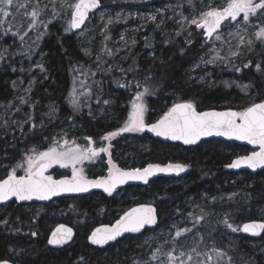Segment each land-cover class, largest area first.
Listing matches in <instances>:
<instances>
[{
    "label": "trees",
    "instance_id": "trees-1",
    "mask_svg": "<svg viewBox=\"0 0 264 264\" xmlns=\"http://www.w3.org/2000/svg\"><path fill=\"white\" fill-rule=\"evenodd\" d=\"M140 1L158 7L173 5L172 13L190 18L188 10L197 13L204 0H193L192 5L187 0ZM101 2L100 10L110 7L108 0ZM130 3L133 1L121 0L116 5L123 7ZM181 4L182 7H177ZM94 17L95 14L90 19ZM65 29L69 30L66 32ZM48 30L33 48L30 59L22 53L36 38V32H29L25 37L28 44L24 45L11 34L0 36V52L7 49L4 52L6 59L0 61V113L4 107L15 105L17 90L23 89L27 83L32 85L27 95L30 99L25 101L20 116L13 117L27 122L22 132L18 133L16 126L12 125V130L16 131L11 133V129L6 130L0 120V180L25 154L33 149H49L62 139H75L88 147H101L105 135L121 129L126 123L137 91L132 85L148 73L153 74L157 83L155 95L145 97L148 124L158 120L177 102L191 101L199 112L241 111L253 103L264 102V71L255 67L256 64L264 67V44L258 41L251 48L245 47L227 67L211 68L212 75L205 83H197L196 79H191V70L210 46L201 47L198 35L189 37L192 43H187L183 36L177 37L174 23H150L141 34L129 36L122 43L117 41L119 28H109L103 35H98L90 47L98 56V60L93 61L86 55L88 49L75 36L77 33H73L66 23L49 25ZM36 59H40L43 71L34 64ZM249 61L251 66L244 67ZM18 63L23 64V70L10 72L9 68ZM120 84L128 86L121 88ZM243 85L249 87L243 89ZM74 89L82 103L86 97L80 93L91 91L87 104L79 110L71 103ZM97 99L101 101L99 104ZM103 100H108L109 104L104 105ZM31 124L36 126L32 128ZM246 151V147L215 139L185 147L164 143L142 132L117 135L112 156L121 169L181 164L188 166V171L172 181L162 178L144 187H125L112 196L92 193L60 198L47 204H23L21 207L10 203L8 207L3 206L0 218L11 223L8 227L0 224V258L11 257L22 264H77L81 256L89 264H133L132 257L138 255L140 257L136 259H147L149 248H136L132 243L152 231L127 236L106 249L90 246L88 237L95 227L114 222L120 214L138 204L155 205L160 214V226L169 223L177 209L191 207L190 204L199 199V194L214 196L238 188L241 184L233 180L237 174L228 172L226 165ZM103 161L104 157H97L88 163L89 179L101 177L103 173H93V170L102 169ZM241 174L247 178L244 189L249 191L245 197L248 201L219 208L231 211L235 226L240 228L246 222L264 221L260 218L264 211V171L255 175ZM169 182L174 186L168 187ZM60 224L72 227L76 236L69 246L55 250L47 245V239ZM16 228L20 231H15ZM31 231H37L39 235L30 238ZM236 236L235 251L230 252L235 264H259L257 250L264 247V234L249 238L238 232ZM250 242H261V246L253 250L248 245ZM21 248L27 249L28 255L18 256L12 251ZM116 249L118 254L102 261L103 253Z\"/></svg>",
    "mask_w": 264,
    "mask_h": 264
},
{
    "label": "snow or ice",
    "instance_id": "snow-or-ice-1",
    "mask_svg": "<svg viewBox=\"0 0 264 264\" xmlns=\"http://www.w3.org/2000/svg\"><path fill=\"white\" fill-rule=\"evenodd\" d=\"M187 3L192 5L193 0H187ZM65 6H68L67 0H60L59 7ZM182 6V4L177 5V7ZM166 7H171V5ZM99 8H101V0H79L78 3L74 4L70 29H80L88 19V12ZM158 13L162 15L163 10H158ZM241 13L243 14L242 22L237 21ZM60 15L57 0H49L48 3H42V0H0V36L11 34L12 37H18L21 44L24 45L28 44L25 37H28L29 32L35 31L36 38L31 41V44H28L27 51L22 53V55L30 59L33 48L37 46V42L44 35V31H41V28L47 30L48 25ZM250 17H255L258 21L264 19V0H258V2L256 0H232L223 11L208 10L201 13L199 18L195 16L189 18L180 14V20L177 22L181 24V29L191 25L204 29L205 31L202 35H205L206 38H212L213 33H217V30L225 20L242 23L246 30V27L250 24ZM17 18L20 19L17 20ZM25 18L26 23L24 22ZM150 19L156 21L157 16L151 15ZM112 22V18L109 17L107 23L111 24ZM256 27L259 30L254 32V40L248 39L245 41L244 36H238L236 49L230 50L232 57L239 56L241 54L240 49L245 46L253 47L256 41L264 44V26L257 25ZM68 30L65 29L66 32ZM177 35H179V32H177ZM230 35L232 34L230 33ZM29 39L31 40V37ZM216 39L221 40V36L217 34ZM6 51L7 49L0 52V61L6 59L4 55ZM217 59L229 58L220 57L217 51V54L211 60L204 62L215 63ZM229 62H231L230 59ZM251 63L249 61L244 67H250ZM37 66L42 71L44 70L43 65ZM255 67L258 71H264V67L261 64H256ZM15 70L13 69V71ZM236 70L239 71L240 69L237 68ZM92 75H95V73H92ZM119 86L124 88L128 85L120 84ZM132 86L137 91L127 124L119 129L118 132L108 133L103 137V140L110 141L122 132L139 133L145 130L154 133L157 137L182 141L185 145H195L204 137H226L228 139L247 141L249 144L259 145L260 148L259 152H253L250 156L234 160L227 165L228 168L239 169L242 165H246L253 170L258 167L264 168V102L253 103L243 111L224 112H198L191 101L177 102L164 112L155 123L148 125L144 119L147 111L145 97L155 95L157 91L155 78L151 73L145 74L142 79L135 80ZM241 87L247 89L249 85ZM80 95L86 97L83 103L75 89L71 94V103L76 110H79L83 104H87V98L91 96V91L80 93ZM22 102H24L23 99ZM96 102L99 104L101 101L97 99ZM103 104L108 105L109 101L103 100ZM30 126L34 128L36 125L31 124ZM32 151L35 152V155H28L24 162L17 163L15 167L11 168L6 179L0 180V205L8 207L10 206L8 204L9 201L18 204L20 202L49 201L53 197L64 193H87L90 189H102L108 196H112L120 185L129 181H141L144 184H148L150 177L157 173H174L178 176L186 171V166L181 164H169L166 167L149 165L142 169L137 168L125 171L118 168L109 159L107 177L89 180L82 174V171L77 170V165L85 160L91 161L94 157L100 156L101 153L108 151L107 148L101 146L87 149L74 148L66 151L52 147L43 152H36L35 149ZM57 164L62 168L72 167V180H54L52 176L45 175V172L50 167ZM18 169H23L24 175H17ZM235 195L234 193L233 196L228 197V200L232 201ZM204 199L207 201L208 197L205 196ZM216 199V197H211L213 202ZM20 206L23 207V204ZM196 207L200 208L198 214H194V211L187 212V223H190L191 227L176 228L175 224H173L171 227L176 228L174 234L171 228L167 233L168 236H171V239H164L161 244L154 248L149 241H145V245L149 246L148 258H133V264H234V259L229 251L217 249L214 240L209 251L203 253L199 251L200 244L204 243V236L200 228L201 222L205 219H215V226L209 234L212 237L220 235L231 240L233 239L231 234L238 232L250 234L254 237L261 236V233H264V223H246L240 228L235 226L231 211L222 209L218 212L214 204L211 210H205L200 205ZM179 213L180 210L177 209V214ZM158 217L157 207L142 205L132 208L131 211L126 212L117 220L114 226L97 228L92 231L88 240L91 245L104 249L107 245L114 242L118 243L120 238L124 237L126 233H142L145 229L155 230L158 226ZM10 223L8 219L0 218V224L5 227H8ZM15 231L19 232L20 229L16 228ZM189 234L192 235L196 243L195 246L190 247L185 252L183 245L186 240L182 238L187 237ZM38 235L37 231L30 232V238ZM160 235L163 236L165 234L161 233ZM72 236L73 231L71 228L60 226L47 239V245L53 248L62 247L71 241ZM228 247L231 251H235L234 244H229ZM178 248L180 251L177 255ZM12 251L18 256L28 255L27 249L21 248L19 251L12 249ZM0 264H22V262L9 257L8 259L0 258ZM77 264H89V262L81 256Z\"/></svg>",
    "mask_w": 264,
    "mask_h": 264
},
{
    "label": "rangeland",
    "instance_id": "rangeland-1",
    "mask_svg": "<svg viewBox=\"0 0 264 264\" xmlns=\"http://www.w3.org/2000/svg\"><path fill=\"white\" fill-rule=\"evenodd\" d=\"M78 1L79 0H67L68 6L59 7L60 0H57V6L59 8L61 15L59 17H57L55 20H53V22L49 25L58 24V23L61 25L64 22V23H66L67 27L70 28L69 26H70L71 14H72L73 9H74V4L77 3ZM131 1H133V3H130L126 6L120 7L121 4L120 5H116V4L121 2V0H108L110 7L107 6L105 9L99 10L97 12V14H95V17L93 19H89V21L85 24L84 28L75 35L81 41V43H83L84 47L88 49V51L86 50L87 51L86 55L88 56V58L90 60H92V61L98 60V56H97L96 52L93 51L90 47L93 45L97 36L103 35L104 32L109 28H116V29L119 28V30H117V33H116L117 35H119L117 41L119 43H122V42H125L129 36L141 34L143 32V29L147 25H149L150 23H155L158 21H162L165 24L174 23L175 27L177 29L176 30V36L177 37L183 36L184 40L187 43H192V41L189 40V37L190 36L195 37L198 35V37L201 41V47H204L206 45L210 46V48L207 49L200 56L199 60L193 65V69L191 70V74H192L191 79H196L197 83H205L206 78L209 77L210 75H212L211 74L212 70H210L211 68L212 69H213V67L225 68L236 60V58L238 56L232 57L230 50L236 49L237 42H238V36H240V35L244 36L245 41H247L248 39L254 40L255 39L254 32L259 30V28L256 26L257 25L264 26V19L258 21L255 17H250V24L246 27V30H245L242 23H237V21L242 22L243 14L241 13V15L237 18V21H231L230 22V20H225L224 23L221 25V27L217 30V33L214 34L212 39L208 40V38H206L205 35H202V33L205 30L196 28L195 25L185 26L183 29H181V24L177 22L180 20L179 15L177 13H172L174 11L173 5H171V7H166L167 5L158 7V6H150V4H145V2L142 3V1H140V0H131ZM48 2H49V0H42V3H48ZM231 2H232V0H204L201 3L200 9L198 10L197 13H195V12L193 13L191 10H188V12L190 13V18L192 16L199 18L201 13L206 12L208 10L215 9V10L223 11L228 6V4ZM256 2H258V0H256ZM50 7H51V5H50ZM158 10H163V14L162 15L159 14ZM151 15L157 16L156 21H153L150 19ZM109 17H111L112 21H113L111 24L107 23V20ZM117 17H119V19H117ZM19 19L20 18H17V20H19ZM24 22L25 23L27 22L26 18H25ZM193 28L195 30H193ZM47 30H48V28H47ZM41 31H44V34H45L44 29L41 28ZM48 32H49V30H48ZM177 32H179V35H177ZM230 33L232 35H230ZM217 34H219L221 36V40L216 39ZM122 37H123V39H122ZM229 41H230V43H229ZM245 47H247V46H245ZM245 47L240 49L241 53ZM217 51L219 52L220 57H228L231 60V62H229V59H217L215 63H205L204 62L206 60H211L212 57L217 54ZM34 64L39 65L40 59H36ZM23 68H24L23 64L18 63L17 66L10 67L9 71L10 72H21L23 70ZM13 69H16V70L13 71ZM24 86L25 87L23 89L17 90L18 97H17V100L15 99L16 100L15 105L14 106L10 105V106L4 107L2 112L0 113V120L2 121L3 127L6 130L11 129V133H14L16 130L18 133H21L24 125H26V123H27L24 120L13 118V117H17V115L20 116L21 110L25 106V101L30 99V95L29 96H27V95L30 92V90L32 89L31 88L32 85L30 83H27ZM22 99L24 102H22ZM134 100H135V94H134V97L132 99V103L130 105L129 117H130V114L132 112V105H133ZM145 100H146V98H145ZM145 104H146V101H145ZM17 109H19V110H17ZM146 109H147V107H146ZM241 111H243V110H241ZM147 114H148V111L145 112V116H144L146 124H148L147 123ZM129 117H128V119H129ZM128 119H127L126 123L124 124V126L127 124ZM12 125L16 126V130H12ZM118 131L119 130H117L115 132H118ZM132 133H136V132H132ZM132 133L122 132L119 135L132 134ZM116 139H117V136H115L110 141L103 140V142L101 143V146L107 148L108 151L105 153H101V155L98 156V157H104L103 168L102 169L94 168V170H93V173H97V174L103 173L100 178L107 177V175H108V168H109L108 160L109 159H111L112 162L118 168L121 169L118 162L115 160L116 158L114 156H112V154H113V143H114V141H116ZM52 147H57L58 150H66V151L74 149V148H77V149L95 148V147H88L87 144L84 145L79 140H75V139H73V140L62 139V140L58 141L56 144H54ZM47 150L48 149L43 150V151H47ZM43 151H36V152H43ZM249 152L250 151H246V152L242 153L241 155H246ZM28 155H35V152L25 154V156L22 158V160L19 162H16V164L24 162ZM96 158L97 157H94L91 161L85 160L81 164L77 165V170L82 171V174L87 179H89L88 178V170H89L88 169L89 168L88 163L92 162ZM16 164H15V166H16ZM121 170H125V169H121ZM10 171L11 170L7 171L3 177L6 178L7 175L10 173ZM187 171H188V166H186V171L181 173V175H184ZM49 174L54 178H65L67 180H72V178H73V171H72L71 166H69L67 168H62L58 164L53 165L52 167L49 168ZM17 175H24L23 169H18ZM242 175L243 174L238 173L236 175V177H234V179H233L235 181V183L241 184V186H238V188L232 189V190L227 191V192H220L214 196H210L209 194H206V193L199 194V199H196L194 201V204H190L191 207L187 206L186 209L180 210L179 214H177V211H174L173 219L170 220L169 223L168 222L164 223L163 225L158 226V228H156L155 230H149L152 232H150L148 235L143 236L139 240L135 239L132 244L136 248H143V247L149 248L148 245H145V243H144L145 241H149V243L153 247H155V246H158L159 244H161L164 239H166V238L171 239V236L167 235L170 228L174 234L176 228L191 227V224L187 223V212L188 211H194V214H198L200 211V208H197L196 207L197 205H200L201 207L205 208V210H211V208L214 204L216 211L219 212L222 210V209L221 210L219 209L221 206L232 205V204H235L237 202H241V201L243 202V200L248 201L245 197H248L247 195H249V191H246L244 189V187L247 185V184H245L244 180L245 179L247 180V178L245 176H242ZM89 180H91V179H89ZM172 186H174V183L169 182L168 187H172ZM234 193L236 194L234 199L232 201H229L228 197L233 196ZM205 196L208 197L207 201L204 199ZM211 197H216L217 198L216 201L213 202L211 200ZM263 213H264V211L262 212V214ZM262 214L260 215V218L263 220L264 216ZM173 224H175L176 228L171 227ZM214 226H215V219H212V220L205 219L204 221L201 222L200 231L203 233L204 243L200 244L199 251L201 253H203L205 251H209L212 248L213 240H214L215 246L217 249H224L225 251H229V253L233 252L229 249L228 245L234 244L236 246V244H237L236 234H238V233L231 234V236L233 237V239H231V240L228 238H224L220 235H216L215 237H212L209 234L213 231ZM221 231H223V229H221ZM161 233H164L165 235L162 236V235H160ZM182 239L186 240V243L183 245V250L185 252H187L190 247L195 246L196 241L193 239L191 234H189L187 237L182 238ZM248 245H249V247H251V249L254 250V249H257L258 247L261 246V242H250V243H248ZM179 251H180V249L178 248L177 253H176L177 255H178ZM257 251H258L257 254L260 256L259 264H264V247H262L261 249H258ZM114 253L118 254V250L116 249V250H112V251L103 253V256H102L103 260L102 261L106 262L107 259L110 260L112 257V254H114ZM144 255L145 254H142V256H144ZM213 256H214V253H213ZM139 257H140V255L135 256V257L133 256L132 259L133 258H139ZM116 264H121V263H116ZM234 264H235V261H234Z\"/></svg>",
    "mask_w": 264,
    "mask_h": 264
},
{
    "label": "water",
    "instance_id": "water-1",
    "mask_svg": "<svg viewBox=\"0 0 264 264\" xmlns=\"http://www.w3.org/2000/svg\"><path fill=\"white\" fill-rule=\"evenodd\" d=\"M78 2H79V1H78ZM78 2H77V3H78ZM101 7H102V3H101ZM100 9H101V8L90 10V11L88 12V19L85 21V24H86V22L89 20L90 16H91L92 14L97 13ZM73 12H74V9H73ZM73 12H72V13H73ZM71 19H72V14H71ZM70 23H71V21H70ZM223 23H224V22H223ZM223 23H222V24H223ZM85 24L82 25L80 29H71L72 32H73V33H77V32H79V31L85 26ZM222 24H221V25H222ZM214 34H215V33H213V36H214ZM213 36H212V37H213ZM210 39H212V38H208V40H210ZM196 110H197V109H196ZM197 111H198V110H197ZM209 111L224 112V111H236V110L228 109V110H223V111H220V110H209ZM198 112H199V111H198ZM204 112H205V111H204ZM156 121H157V120H156ZM156 121H155V122H156ZM155 122H153V123H155ZM151 124H152V123H151ZM148 125H150V124H148ZM143 133H146V134H148L150 137H152L153 139H156V140L162 141V142H164V143L181 144V145L186 146V147H194V146H197V145L201 144V143L204 142V141H208V140L216 139V140H220V141H224V142L235 143V144H237V145H239V146L246 147L247 149H249V150L251 151V152H249L248 154H246V155H244V156H241V157H238V158H242V157L250 156L253 152H259V151H260L259 145H252V144H249L247 141H240V140H235V139H228V138H226V137H216V136H212V137H204V138H201V140L198 141V143L195 144V145H185V144H183L182 141H173V140H170V139H165V138H163V137H157V136L154 135V133L148 132L147 130H145ZM238 158H236V159H238ZM236 159H234V160H236ZM234 160H233V161H234ZM233 161H232V162H233ZM232 162H231V163H232ZM159 166H161V167H166L167 165H159ZM147 167H148V166H147ZM134 169H137V168H134ZM141 169H142V168H141ZM129 170H133V169H128V170H125V171H129ZM261 171H264V168H259V167H258V168H256L255 170H253V169H251V168H248L246 165H242L239 169H231V168H228V172H230V173H234V174L241 173V172H248V173H250V174H252V175H255V174H257L258 172H261ZM45 175H50V174H49V169L45 172ZM176 176H177V175H175L174 173H172V174H168V173H157L156 175L150 177V179H149V183L152 182V181H154V180H156V179H159V178H172V177H176ZM6 178H7V177H6ZM6 178H4V179H6ZM52 178H53L54 180H67V179H65V178H58V179H56V178H54V177H52ZM149 183H148V184H149ZM148 184H144V183L141 182V181H129V182L126 183V184L120 185V186L117 188L116 191H118V190H120V189H122V188L128 187V186H146V185H148ZM92 193H102V194H106V193L103 192L102 189H90L87 193H64V194H61L60 196L53 197V198H52L51 200H49V201L20 202L19 205H21V204L26 205V204H32V203H35V204H47V203H50V202H52V201H54V200H56V199H60V198H66V197H80V196H86V195H89V194H92ZM10 203H15V202L9 201L8 204H10ZM16 204H18V203H16ZM142 205H151V204H138V205H135V206L129 208L127 211H125V212H124L120 217H118L114 222H112V223H110V224L99 225V226H97L96 228H94L92 231H94V230L97 229V228H105V227H112V226H114L115 223H116V221L119 220V219H120V218H121L126 212L131 211L132 208L140 207V206H142ZM3 206H4V205H0V208L3 207ZM151 206L155 207L154 205H151ZM157 211H158V210H157ZM246 223H264V221L258 220V221H250V222H246ZM246 223H244V224H246ZM159 224H160V218L158 217V226H159ZM244 224H243V225H244ZM243 225L241 226V228L243 227ZM60 226H64L65 228H71L72 231H73V236H72L71 241H70L68 244L63 245L62 247L53 248L52 246L48 245L50 248L55 249V250H60V249H63V248H65V247L69 246V245L74 241L75 236H76V232H75V230H74L72 227H70V226H68V225H65V224H60V225L56 226V227L53 229L52 232H54V231H55L58 227H60ZM158 226H157V227H158ZM157 227H156V228H157ZM156 228H155V229H156ZM149 230H152V229H145L142 233H126L124 237H121V238H120V240L123 239V238H125V237H127V236H139V235H142L143 233H145L146 231H149ZM52 232H51V234H52ZM51 234H50L49 238L51 237ZM90 234H91V233H90ZM242 234H243L244 236H246V237H249V238H259V237H261L264 233H261V236H255V237H254V236H251L250 234L243 233V232H242ZM89 236H90V235H89ZM88 243H89L90 246H92V247H94V248L101 249V248H99L98 246H93V245H91L90 242H89V240H88ZM113 244H115V242L112 243V244H110V245L105 246L104 249H106L107 247H109V246H111V245H113Z\"/></svg>",
    "mask_w": 264,
    "mask_h": 264
},
{
    "label": "flooded vegetation",
    "instance_id": "flooded-vegetation-1",
    "mask_svg": "<svg viewBox=\"0 0 264 264\" xmlns=\"http://www.w3.org/2000/svg\"><path fill=\"white\" fill-rule=\"evenodd\" d=\"M241 156H244V155H239V156H236V157H234L230 162H229V164L234 160V159H236V158H238V157H241ZM228 165V164H227ZM227 165H226V170H228V167H227ZM184 166H186V165H184ZM145 167H147V166H145ZM144 168V167H143ZM186 174V173H185ZM184 174V175H185ZM181 175V174H180ZM178 175V176H176V177H172V178H165V179H170L171 181H172V179H176V178H178V177H182V176H184V175ZM159 179H162V178H159ZM157 180V179H156ZM155 181V180H154ZM153 182V181H152ZM152 182H150V183H152ZM149 183V184H150ZM172 183V182H171ZM129 187V186H128ZM141 187H144V186H141ZM119 191V190H118ZM117 192V191H116ZM155 206V205H154ZM133 207V206H132ZM156 207V206H155ZM131 208V207H130ZM127 211V210H126ZM124 213V212H123ZM122 213V214H123ZM159 213V212H158ZM122 214H120L119 215V217L122 215ZM159 218H160V214H159ZM115 221V220H114ZM103 225V224H102ZM96 228V227H95ZM92 232V231H91Z\"/></svg>",
    "mask_w": 264,
    "mask_h": 264
}]
</instances>
